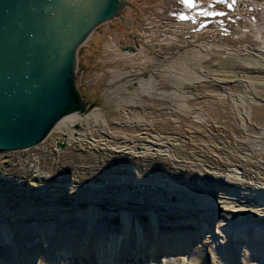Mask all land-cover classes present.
<instances>
[{"label":"bare ground","instance_id":"obj_1","mask_svg":"<svg viewBox=\"0 0 264 264\" xmlns=\"http://www.w3.org/2000/svg\"><path fill=\"white\" fill-rule=\"evenodd\" d=\"M176 2L116 3L76 56L88 109L37 146L0 151L3 263L90 264L98 253L108 264H264L249 257L264 259V129L252 123L253 107H264V0H239V14L255 7L258 22L232 38L175 23L166 14ZM234 109L239 117L220 115ZM230 121L253 135L237 140ZM154 160L165 173L142 171Z\"/></svg>","mask_w":264,"mask_h":264},{"label":"water","instance_id":"obj_2","mask_svg":"<svg viewBox=\"0 0 264 264\" xmlns=\"http://www.w3.org/2000/svg\"><path fill=\"white\" fill-rule=\"evenodd\" d=\"M120 1L0 0V151L36 146L88 109L76 56Z\"/></svg>","mask_w":264,"mask_h":264},{"label":"rangeland","instance_id":"obj_3","mask_svg":"<svg viewBox=\"0 0 264 264\" xmlns=\"http://www.w3.org/2000/svg\"><path fill=\"white\" fill-rule=\"evenodd\" d=\"M257 94L259 95V98H258V101L260 100V103H263L264 102V87H261L260 86V88H258L257 89ZM87 96H88V99H93V95H88L87 94ZM245 97V95L243 96V98ZM261 97V98H260ZM250 98V97H249ZM251 98H253V97H251ZM209 104H210V102H208ZM253 105V104H252ZM249 107V106H248ZM263 107V106H262ZM256 107L254 106L253 107V109H252V111H254V113H253V115H254V122H252L253 123V125H255V127L257 128L255 131H259L260 129L261 130H263L264 128H262V127H260L259 129H258V126H256L257 124L258 125H264L263 123H264V107L263 108H261V110H259L258 111V113L256 112ZM263 111V112H262ZM198 112H200V111H198ZM233 113H235V115H237L238 116V112L234 109V110H227V111H224V112H221L220 113V115L222 114V115H224V116H226V117H232V118H235L234 117V114ZM239 117V116H238ZM248 119V117L246 118V120ZM228 122H229V120H227ZM230 123H231V125H233L235 128H236V131L235 132H237V131H240V134H238V133H236L235 135H233L234 136V138H236L237 140H238V138L239 139H242V138H246L247 136H252L253 135V133L252 132H250V129H252V128H250V129H248L247 127H245V128H243V127H241V125H239V122L238 123H236V124H232V122L230 121ZM241 129V130H240ZM252 131H254V130H252ZM246 134V135H245ZM238 137V138H237ZM257 142H260V141H257ZM260 149H261V147H260ZM201 157H199V159H200ZM198 158H193V160H192V162H197V164H198V166H199V164L200 163H202V165L204 164V159L202 160L201 159V161L202 162H199L198 160H199ZM107 162H105V160H100V161H98V162H96V165L97 164H100V165H105ZM150 163H152V164H150ZM144 165V164H146V162L145 163H141L140 165ZM110 166H115V167H121L122 166V164H121V162H120V165H119V163H117L116 165H113V164H110ZM145 168H147L148 170H150V169H152L153 171L151 172V173H153V172H157V174H160V173H165V171L167 170V168L168 167H163V166H161V164L159 163V161L158 162H155V160H154V162L153 161H149L148 162V164H146V165H144L143 167H142V171L145 169ZM201 168H203V167H201ZM162 169H164V170H162ZM75 172V171H74ZM196 172V171H195ZM196 173H198V170H197V172ZM141 175V174H140ZM199 175H201L200 177H203V174H200L199 173ZM178 178H182L181 176L179 177L178 176ZM102 180V179H101ZM101 181H98V183H100ZM82 190H84V189H82ZM91 192L93 193L94 191L93 190H91ZM92 193H90L89 192V194H92ZM119 193V192H118ZM98 194H100V193H97L96 194V196H98ZM105 207V206H104ZM55 209V208H54ZM56 211H57V209H55ZM62 210H64V209H62ZM58 211H61V210H58ZM215 213L214 214H221V212H219V211H214ZM29 213H31V212H29ZM163 215V214H162ZM165 215V214H164ZM167 215H169V214H166V216ZM170 215H173V214H170ZM177 215H179V214H177ZM21 216V215H20ZM20 216H17L16 217V221L17 220H19V219H21L20 218ZM177 217H179V216H176V218ZM198 218V217H197ZM116 221V219H118V217L117 218H113L112 219V217L111 218H109V221ZM139 219L140 220H143V219H145V215L144 214H139ZM180 218H178L177 220H179ZM177 220H175V221H177ZM252 220V222L254 221V219L252 218H250V220L249 221H251ZM11 221V220H10ZM220 221V220H219ZM216 222V221H215ZM176 223V222H175ZM215 225H219V222H216L215 223ZM214 225V227H215V230H216V226ZM56 227H57V225H56ZM21 232H25L26 234H28V233H30L32 230H29V229H27V228H23L22 226H21ZM175 262L177 263V264H189V262H187V259L185 258L184 259V261L183 262H181V263H179V261H177V259L175 260Z\"/></svg>","mask_w":264,"mask_h":264},{"label":"snow or ice","instance_id":"obj_4","mask_svg":"<svg viewBox=\"0 0 264 264\" xmlns=\"http://www.w3.org/2000/svg\"><path fill=\"white\" fill-rule=\"evenodd\" d=\"M185 3L189 4V6L191 7H195V4L194 3H191L190 0H184ZM203 14H207V13H203ZM181 19H184V17H181Z\"/></svg>","mask_w":264,"mask_h":264}]
</instances>
